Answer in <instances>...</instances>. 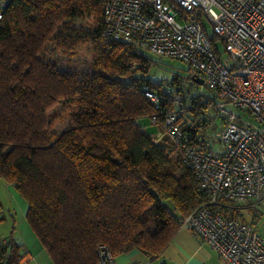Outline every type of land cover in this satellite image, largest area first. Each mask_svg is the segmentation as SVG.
<instances>
[{
  "label": "trees",
  "instance_id": "1",
  "mask_svg": "<svg viewBox=\"0 0 264 264\" xmlns=\"http://www.w3.org/2000/svg\"><path fill=\"white\" fill-rule=\"evenodd\" d=\"M101 2L2 0L0 177L25 199V218L52 264H98L99 245L114 255L133 249L158 255L205 200L176 144L167 136L157 140L172 107L161 91L164 81L170 93L182 94L187 137L205 127V103L180 84L176 70L149 76L163 60L105 36ZM84 15L94 25L75 26ZM48 43L67 56L90 44L91 69L59 68L40 54ZM145 87L161 97V108ZM57 102L66 105L71 123L54 133L47 110ZM142 118L157 132H147ZM24 254L12 235L0 239V264H16Z\"/></svg>",
  "mask_w": 264,
  "mask_h": 264
},
{
  "label": "built area",
  "instance_id": "2",
  "mask_svg": "<svg viewBox=\"0 0 264 264\" xmlns=\"http://www.w3.org/2000/svg\"><path fill=\"white\" fill-rule=\"evenodd\" d=\"M101 4L103 34L157 60L182 62L180 84L201 97L208 111L205 127L187 137L180 126L186 119L185 107L179 106L182 94L170 93L162 83L172 107L165 111L157 140L167 136L176 144L205 196L182 218L181 227L207 242L226 264H264V237L245 220L264 202V0ZM3 5L0 0V19ZM144 94L161 108L157 92L145 87ZM97 251L98 264H115L106 246Z\"/></svg>",
  "mask_w": 264,
  "mask_h": 264
},
{
  "label": "rangeland",
  "instance_id": "3",
  "mask_svg": "<svg viewBox=\"0 0 264 264\" xmlns=\"http://www.w3.org/2000/svg\"><path fill=\"white\" fill-rule=\"evenodd\" d=\"M94 18L91 15H84L83 17H78L73 24L77 27L89 28L94 25ZM211 34V29L209 30ZM40 54L46 58V60H55L57 66L62 69L69 71H75L76 73H84L91 69L90 59L92 57V48L90 44L85 43L78 46L75 53L71 56L61 54L51 43H48L40 52ZM157 64L153 65L149 70V76L152 78H161L163 76L169 75L172 71L177 73L184 72L183 69L179 67H184V64L177 60L171 59H162ZM68 109L66 105L62 102H57L50 109L47 110V113L53 115V126L51 131L54 133H59L68 127L71 123V116L68 114ZM140 125L146 126L147 132L156 133L157 127L150 125L147 118L140 119ZM156 135V134H155ZM8 188H7V184ZM14 191L17 195L18 192L15 190L14 186L6 182L3 178L0 177V239L5 238L9 235H15L16 232L20 229L24 232H27L28 239L37 241L35 234H33L30 226H28V221L25 218L26 210V201L23 198L10 199V192ZM5 197V198H4ZM167 202V203H166ZM168 206H171L169 201H165ZM257 211H259V216L256 219V229L262 237H264V204L258 206ZM252 210L245 215V220L253 221L251 219ZM255 223V222H254ZM29 231V232H28Z\"/></svg>",
  "mask_w": 264,
  "mask_h": 264
},
{
  "label": "crops",
  "instance_id": "4",
  "mask_svg": "<svg viewBox=\"0 0 264 264\" xmlns=\"http://www.w3.org/2000/svg\"><path fill=\"white\" fill-rule=\"evenodd\" d=\"M6 186L8 188V184ZM18 198L20 199L23 197L19 193L16 195L12 190L10 192V199H18ZM261 204H264V202L259 203L258 206H260ZM256 208L252 210L253 211L252 214L250 213L251 219L254 218L255 226H256V219L261 214V213L259 214V211H257ZM26 210H27V206H26ZM26 210H25V214H26ZM16 233L17 234L12 235L14 240L19 244H23L25 249V254L23 255L22 258L18 260V262L22 261L25 264H52L40 241L38 239H36L37 241H34V238H32V240H29L27 238L30 232L28 234L27 232H24L20 229ZM33 234L35 233L33 232ZM2 239L4 238L2 237ZM114 263L115 264H226V262L221 257L218 256V254L207 242L202 241L198 236L193 234L190 230L183 227H180L177 230V232L174 234V236L171 238V240L168 242V244L160 254L150 257L137 249H133L128 252L114 255Z\"/></svg>",
  "mask_w": 264,
  "mask_h": 264
},
{
  "label": "water",
  "instance_id": "5",
  "mask_svg": "<svg viewBox=\"0 0 264 264\" xmlns=\"http://www.w3.org/2000/svg\"><path fill=\"white\" fill-rule=\"evenodd\" d=\"M198 82L200 83V82H201V80H198Z\"/></svg>",
  "mask_w": 264,
  "mask_h": 264
}]
</instances>
